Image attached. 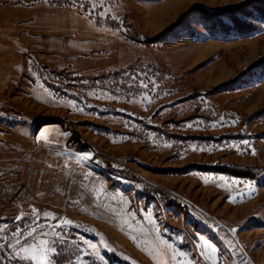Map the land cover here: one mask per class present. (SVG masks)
I'll return each instance as SVG.
<instances>
[{
    "label": "rangeland",
    "instance_id": "374dc122",
    "mask_svg": "<svg viewBox=\"0 0 264 264\" xmlns=\"http://www.w3.org/2000/svg\"><path fill=\"white\" fill-rule=\"evenodd\" d=\"M53 2L0 0V225L9 238L32 224L15 216L36 207L72 221L57 229L66 233L56 243L58 264H155L143 250L151 214L161 237L200 264H210L196 248L201 235L217 246V264H264V2L105 0L112 11L101 18L97 8L90 21L71 0ZM141 80L155 81V91L140 88ZM55 118L93 148L68 146L72 133ZM41 133L51 143L38 140ZM88 152L91 162L69 157ZM235 165L259 176L216 170ZM219 177L228 184L218 187ZM100 185L97 201L91 190ZM56 223L41 216L37 234Z\"/></svg>",
    "mask_w": 264,
    "mask_h": 264
},
{
    "label": "snow or ice",
    "instance_id": "6c2138e0",
    "mask_svg": "<svg viewBox=\"0 0 264 264\" xmlns=\"http://www.w3.org/2000/svg\"><path fill=\"white\" fill-rule=\"evenodd\" d=\"M44 4L51 5L53 7L56 6V4L53 2V0H42ZM67 2V0H66ZM90 7L88 9H85V5L78 2V0H71L70 6L75 7L77 9H84L87 11V16L84 18L86 20H89L96 14L97 8H101L102 11L98 13L99 17H107L109 13L112 11L111 8L105 7V0H87ZM28 7H34L35 5H26ZM113 19L115 17H112ZM26 51V50H25ZM127 75V73H125ZM146 75V73H144ZM131 79L135 82L136 77L133 76ZM81 83L87 85L89 82L87 80L81 81ZM97 84L100 82L97 81ZM152 85L151 91H155L156 88V82L155 81H148L145 82L144 80H141L139 82V87L143 89H149V85ZM133 85L130 84L129 88H131ZM89 96H96L97 93L94 91H90L87 93ZM168 93H165L167 95ZM97 98H105V99H111L116 100L118 99L115 95H108L107 93H101ZM142 100L146 101L148 103L152 102V97L149 95L148 92H145L142 96ZM129 102L136 103L137 101L131 100ZM71 107H76L74 102L69 101L68 102ZM80 111H83V108L79 109ZM221 121H223V117H221ZM238 122L237 120L231 121L232 124H235ZM199 123H203L202 121ZM191 127L192 125H188ZM212 127H216L217 124L213 123L211 125ZM38 140H44L46 143H51L50 140H48V137L41 133ZM242 144L245 145L247 148L251 149V154L255 155L256 150L253 148L249 141L245 140L242 141ZM165 147H170V145H165ZM229 147L235 148L238 152L240 151V145H229ZM193 150L195 151L196 148L193 146ZM200 151H210V149H199ZM76 159L77 163H84V162H91L93 159V153H75V154H69V157ZM49 167H52V165H49ZM65 167L67 168L68 165L66 164ZM85 179H88L87 174H85ZM204 183L207 184L212 180L211 177H204ZM220 180L224 181V184L218 185V187H224L225 184H228V181L224 177H219ZM238 181H232L231 184H237ZM230 186V185H229ZM84 187H87L85 185ZM245 187L248 189L247 196L248 198H251L252 194L256 191V188L251 184L245 185ZM94 193L95 198L97 201L100 200L101 196L104 195L105 189L103 185H100L99 187H93L91 190ZM113 201L117 199V197L114 195L111 197ZM121 202L127 203V200L124 197H120ZM231 202L235 203V198H231ZM134 217V213L131 214ZM43 216L45 220H57L56 224H47L44 225V227H47L50 229V231H41L39 234H37L38 228L41 227L39 224L40 218ZM31 218L32 224H35L36 226L33 227L32 224H30L28 231H23L19 227L12 230L11 232V238H9L8 235V225L3 224L0 225V258H11L15 260L16 258H19L20 261H26L29 262V264H58V261H56L55 257L58 255V249L56 247L57 241H63L66 239V233H63L62 231H57V229H64L68 226L72 225V221L67 218H59L51 213V212H40L36 207H32L29 214H25L21 212L19 215L15 216V220L20 222L26 219ZM148 224L150 225V228L148 229H142V231L145 232L146 236L152 237L151 239H145V245L146 247L143 249L147 252V254L152 258L153 261H155V264H169V260L176 262L177 257H182L183 259L178 261L177 264H200L198 260L195 259V257H192L189 259V255L183 251H179L173 247L172 244H169L167 241H165L161 237V230L157 226L156 221L152 218L151 214H148L147 216ZM231 233L234 235L237 231V229L233 228L230 229ZM48 237H52L53 239H49ZM29 238L33 242L29 243ZM133 240H136V237H132ZM221 239H224L221 237ZM23 240V243H22ZM84 244L87 245L88 249L92 250L93 253L99 257V252L97 251V245L87 241H82ZM181 242H183V238H181ZM226 244L233 248V255H236L234 246L232 244L231 240H226ZM101 243L103 244V238H101ZM107 247V245H104ZM196 248L199 250V255L202 257V259L206 262H210V264H217V252L218 248L217 246L206 239L204 236H199V240L196 244ZM7 250V257L4 256V252ZM241 251H243L241 249ZM79 259V257H77ZM100 259H103L100 257ZM135 264V262H134ZM240 264H249L247 260H241Z\"/></svg>",
    "mask_w": 264,
    "mask_h": 264
},
{
    "label": "trees",
    "instance_id": "16d2710c",
    "mask_svg": "<svg viewBox=\"0 0 264 264\" xmlns=\"http://www.w3.org/2000/svg\"><path fill=\"white\" fill-rule=\"evenodd\" d=\"M262 2H264V0H261ZM261 12L264 13V7L261 9ZM237 24V29H239L242 32L248 31L249 27H246L242 24H240L238 21L236 22ZM216 170L222 171V172H226V173H230L233 175H237V176H244V177H250V178H256L259 176V171L257 168L254 167H243V166H218V168H216ZM177 206H180L177 203ZM181 207V206H180ZM61 262V260H60ZM2 262L0 261V264Z\"/></svg>",
    "mask_w": 264,
    "mask_h": 264
},
{
    "label": "water",
    "instance_id": "95a60500",
    "mask_svg": "<svg viewBox=\"0 0 264 264\" xmlns=\"http://www.w3.org/2000/svg\"><path fill=\"white\" fill-rule=\"evenodd\" d=\"M51 123H60L66 131H70L72 133V136L68 141V146H72L73 144L78 143L79 147L77 148V150L82 152L87 151L89 148H93L89 143L83 140L79 132L68 125L64 120L55 118L51 120Z\"/></svg>",
    "mask_w": 264,
    "mask_h": 264
}]
</instances>
